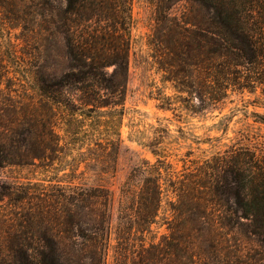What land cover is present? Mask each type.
I'll use <instances>...</instances> for the list:
<instances>
[{"label":"trees","instance_id":"obj_1","mask_svg":"<svg viewBox=\"0 0 264 264\" xmlns=\"http://www.w3.org/2000/svg\"><path fill=\"white\" fill-rule=\"evenodd\" d=\"M190 1L150 39L198 113L264 85V0ZM133 23V0H0V167L49 177L0 191L13 215L0 222V264H107L112 235L113 264H264V150L251 144L178 169L156 138L116 206ZM22 72L39 97L24 111Z\"/></svg>","mask_w":264,"mask_h":264},{"label":"rangeland","instance_id":"obj_2","mask_svg":"<svg viewBox=\"0 0 264 264\" xmlns=\"http://www.w3.org/2000/svg\"><path fill=\"white\" fill-rule=\"evenodd\" d=\"M190 6V0H133L128 91L120 125L121 137L128 150L122 153L119 170L112 179L116 206L119 186L130 168L143 158L155 160L146 144L156 138L162 141L159 145L162 152L170 156L178 169L182 168L184 160H189V164L190 160L203 161L237 143L251 144L264 150V85L255 91L231 92L217 107L193 113L185 109L181 101L183 97L165 80L158 68L154 58L155 44L150 39L158 18L162 13L180 17ZM0 44H3L1 35ZM20 77L22 85L17 87V101L13 103L18 110L24 111L31 107L33 94L35 104L39 97L27 74L22 72ZM44 172L32 165H2L0 191L30 182L48 184L44 179L49 177ZM11 207L10 198L0 195V222H7L13 216ZM153 229L157 240L168 233L167 224L163 221ZM114 244L112 235L107 264H113Z\"/></svg>","mask_w":264,"mask_h":264}]
</instances>
